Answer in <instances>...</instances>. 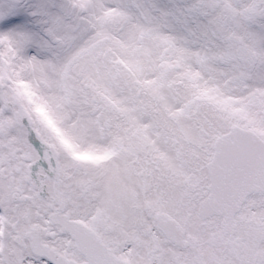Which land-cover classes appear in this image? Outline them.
Segmentation results:
<instances>
[{"label": "snow or ice", "instance_id": "snow-or-ice-1", "mask_svg": "<svg viewBox=\"0 0 264 264\" xmlns=\"http://www.w3.org/2000/svg\"><path fill=\"white\" fill-rule=\"evenodd\" d=\"M0 264H264V0H0Z\"/></svg>", "mask_w": 264, "mask_h": 264}]
</instances>
